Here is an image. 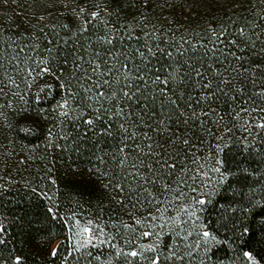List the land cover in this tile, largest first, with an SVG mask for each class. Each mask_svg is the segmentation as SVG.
<instances>
[{
  "label": "snow or ice",
  "instance_id": "snow-or-ice-1",
  "mask_svg": "<svg viewBox=\"0 0 264 264\" xmlns=\"http://www.w3.org/2000/svg\"><path fill=\"white\" fill-rule=\"evenodd\" d=\"M0 264H264V0H0Z\"/></svg>",
  "mask_w": 264,
  "mask_h": 264
}]
</instances>
